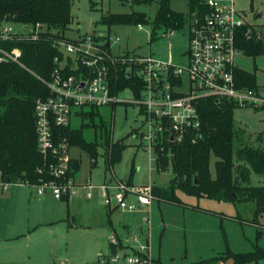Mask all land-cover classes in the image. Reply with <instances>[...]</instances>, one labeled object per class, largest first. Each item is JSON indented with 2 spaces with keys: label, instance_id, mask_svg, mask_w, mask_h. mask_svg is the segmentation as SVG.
<instances>
[{
  "label": "rangeland",
  "instance_id": "374dc122",
  "mask_svg": "<svg viewBox=\"0 0 264 264\" xmlns=\"http://www.w3.org/2000/svg\"><path fill=\"white\" fill-rule=\"evenodd\" d=\"M133 1L73 0V22L66 33L67 36L76 39L93 33L100 36V42L106 43L107 35L110 34L113 38L110 39L109 48L114 53L152 54L162 59H171L177 64L185 63L188 26L177 30L169 29L167 32L164 31L165 29H157L156 39L150 42L158 0ZM235 5L253 30L264 36V0H235ZM171 7L179 12H189L188 0H171ZM134 11L146 14L150 20V23L143 24L141 30L136 24L108 25L101 21L103 14L108 12ZM9 26L13 28V33L31 30L30 26L25 27L21 23L0 22V29ZM117 37L118 41L115 43ZM235 64L238 69L255 75L257 87L263 89L261 94L264 97V54L254 58L241 50ZM118 97L127 100L135 98L129 90L120 92ZM112 108V106H100V114L96 115L94 122L90 118L74 116L72 126L77 129L82 128L85 138L91 141L97 140L100 143L101 135L111 129L114 141L125 142L126 148L120 160L112 166L114 174L119 179L137 185L151 181L155 186L169 187L173 177L172 166L162 169L156 162H151L149 151L145 150L140 137L133 132L134 128L140 127L142 119L137 106L131 103H118L114 106V115ZM234 120L236 127L245 131L244 137L249 143L264 146V106L260 108L237 106ZM71 154L81 162V169L77 174L79 181L83 182L91 178L94 183H101L105 177L110 176L111 169L103 145L98 147L96 161L78 146L72 147ZM251 184L264 186V174L252 173ZM17 185L0 187V195L4 192L10 194L12 191L15 197L23 194L28 188L36 193L34 186L23 184L28 188H19ZM179 195L184 201L183 205L155 200L145 210L148 212L146 217H149L151 264H191L216 256L228 249L234 252H248L254 250L257 244L264 247V212L258 217L259 224L254 223L256 209L254 201L232 203L209 198L198 199L183 192H179ZM50 198V208L55 209L57 216H60L54 223L57 229L49 230V226L40 227L35 232L30 246L38 253L41 250L47 253L45 264H90L93 260H97L99 257L96 254L95 235L104 231L108 233L111 230L108 223V209L98 198L89 201L83 195L74 197L69 202L57 200L53 195ZM25 207L27 209L24 204H15L12 199H7L0 206V226L8 220L18 225L14 222L17 217L11 215L12 210L20 211ZM140 215H142L140 212H114L112 219L122 231L120 225L122 218L125 220L128 216L129 220L138 221ZM259 230L262 231L260 237H258ZM5 236L7 233L0 230V238L3 239ZM107 243L105 239L103 246L105 253L110 251ZM41 254L39 260L42 259Z\"/></svg>",
  "mask_w": 264,
  "mask_h": 264
},
{
  "label": "built area",
  "instance_id": "2783aa9c",
  "mask_svg": "<svg viewBox=\"0 0 264 264\" xmlns=\"http://www.w3.org/2000/svg\"><path fill=\"white\" fill-rule=\"evenodd\" d=\"M204 1L207 10L200 17H192L188 25L187 61L182 64L152 54L114 53L105 49L104 43L96 39L100 36L93 33L76 39L57 40L56 44L70 55L73 67L78 71L67 74L68 60L55 58L58 66L51 78L46 80L38 76L51 92L48 97L36 100L34 110L38 147L44 158V165L39 170L47 173L48 178L39 184H17L34 186L38 195L50 192L57 200L70 201L83 195L89 201L98 198L110 211H145L157 200L151 181L137 185L121 180L114 174L112 166L110 176L101 183H94L91 178L79 181L70 174L74 158L70 141L61 137L56 128L70 125L81 109L112 106L114 115L116 104L131 103L137 106L142 118L140 127L134 128L133 132L149 151L150 161L157 162V151L165 152L167 144L179 143L187 137L195 141L200 136L202 125L198 104L201 99L214 97L239 107H263L261 91L241 85L236 76L235 61L241 51L239 34L248 27L246 35H249L252 26L237 9L235 0ZM41 28L40 23L31 27L35 38ZM138 29H143L142 23L138 24ZM29 31L13 33L11 26L5 27L0 29V39H13ZM107 36L110 44L113 37ZM117 41L118 37L114 42ZM21 56L19 48L11 51L0 48V61L12 60L24 66ZM123 81L129 83L122 86ZM124 90L131 91L135 98L120 99L118 95ZM10 184L0 182V187L6 188ZM144 220V230L122 238L124 247H119V239L112 233L110 251L101 253L90 264H151L149 217ZM113 246L115 250H112ZM253 264H264V260Z\"/></svg>",
  "mask_w": 264,
  "mask_h": 264
},
{
  "label": "trees",
  "instance_id": "16d2710c",
  "mask_svg": "<svg viewBox=\"0 0 264 264\" xmlns=\"http://www.w3.org/2000/svg\"><path fill=\"white\" fill-rule=\"evenodd\" d=\"M73 3V0H0V22L21 23L25 27L42 24L36 38L30 30L20 37L0 39V48L9 51L19 48L22 51L21 62L24 65L12 60L0 61V182H28L33 185L48 178L47 173L39 170L44 165V158L38 147L34 110L36 100L48 97L51 92L38 76L46 80L51 78L58 66L55 58L68 60L65 66L67 74L78 71L73 67L70 55L56 44L59 39H71L66 33L73 22ZM188 3L189 12L184 13L174 10L171 0H158L150 42L156 39L157 29H165V32L181 29L190 24L192 17H200L207 10L204 0H188ZM101 21L108 25L150 23L146 14L135 11L108 12L103 14ZM247 29L240 32L238 45L246 54L256 58L264 54V36L255 30L246 35ZM96 39L100 40L99 37ZM103 47L109 50L110 44L106 42ZM236 76L241 85L260 89L254 74L237 69ZM128 83L123 81L121 85ZM198 107L202 126L197 140L192 141L187 137L179 143L167 144L165 152L157 151L156 164L162 169L171 165L177 181L173 183L172 177L171 185L166 188L154 185V194L158 200L179 205L184 204L179 192L198 199L232 203L254 201L253 222L259 224L258 217L264 212V186L252 185L251 176L252 173L264 174V146L249 143L244 137L245 131L236 127L235 103L208 97L201 99ZM77 114L94 122L100 112L98 106H90ZM56 132L61 137H67L71 147L78 146L88 152L93 161H96L98 147L103 145L106 156H109V166L120 160L126 148L124 141L112 139L111 129L101 135L100 143L86 139L83 129L73 127L72 123L57 127ZM80 169V160L73 158L70 174L77 178ZM63 201L69 202L68 199ZM261 232L258 231V237ZM117 237L119 247H124L122 237ZM115 249L113 246L112 250ZM229 260L231 264L259 263L264 260V247L257 244L254 250L248 252L228 249L191 264H220Z\"/></svg>",
  "mask_w": 264,
  "mask_h": 264
},
{
  "label": "crops",
  "instance_id": "0c3cea01",
  "mask_svg": "<svg viewBox=\"0 0 264 264\" xmlns=\"http://www.w3.org/2000/svg\"><path fill=\"white\" fill-rule=\"evenodd\" d=\"M17 186L19 188H28L26 187V185L23 184H18ZM23 192V194H19L15 197L12 191L10 192V194H6L4 192L2 195H0V206L7 199H12L15 204L22 203L27 206V209L25 207V209H20V211L17 209L12 210L11 215H15L17 217L14 222L18 225L14 224L12 220H8V222L5 221L0 226V230L7 233V236H5L3 239L0 238V242L4 241L3 243H0V245H2V248H0V262L45 264L47 263L45 260L47 257V253H45L43 250L38 253L34 248L30 246V244L33 243V236L35 232L40 229V227L49 226V230H56L57 225H55L54 223L58 219L57 217L60 216H57L56 210L51 209L49 206V202H51L50 197L52 196L50 195L51 193L47 192L44 195H36V193L29 188ZM157 201L161 200L157 199ZM114 212L121 211L108 212V223L111 227V230L108 233L107 231H104L101 234L95 235L97 239L95 240V244L97 246L96 254L98 257L101 253H105L103 250V246L105 245V239H107V245L110 247L109 237L112 233H115L116 235H120L122 238H125L134 231L144 230L146 228V222L144 219L146 217V213H148L147 211L140 212L142 215H140V220L138 221H135L134 219L129 220L128 216L125 220L124 218H122L120 220L122 231L115 225L112 219ZM59 219L63 220L64 218ZM72 225L74 227L75 223ZM40 254L42 255V262H40L41 260H39ZM221 263L231 264V260Z\"/></svg>",
  "mask_w": 264,
  "mask_h": 264
},
{
  "label": "water",
  "instance_id": "95a60500",
  "mask_svg": "<svg viewBox=\"0 0 264 264\" xmlns=\"http://www.w3.org/2000/svg\"><path fill=\"white\" fill-rule=\"evenodd\" d=\"M133 2H135V0L133 1ZM260 91H262L263 89H259ZM177 181V177L176 176H174L173 178H172V182L174 183V182H176ZM197 182V181H196Z\"/></svg>",
  "mask_w": 264,
  "mask_h": 264
}]
</instances>
